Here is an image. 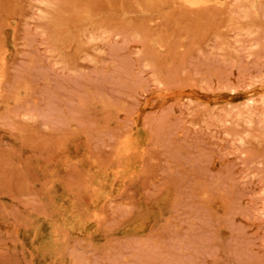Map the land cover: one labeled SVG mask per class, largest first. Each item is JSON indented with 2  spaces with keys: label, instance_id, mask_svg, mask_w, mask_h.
<instances>
[{
  "label": "rangeland",
  "instance_id": "obj_1",
  "mask_svg": "<svg viewBox=\"0 0 264 264\" xmlns=\"http://www.w3.org/2000/svg\"><path fill=\"white\" fill-rule=\"evenodd\" d=\"M0 264H264V0H0Z\"/></svg>",
  "mask_w": 264,
  "mask_h": 264
}]
</instances>
